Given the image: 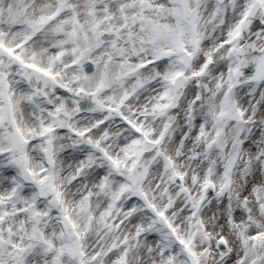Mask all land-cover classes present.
Segmentation results:
<instances>
[{
  "label": "snow or ice",
  "instance_id": "snow-or-ice-1",
  "mask_svg": "<svg viewBox=\"0 0 264 264\" xmlns=\"http://www.w3.org/2000/svg\"><path fill=\"white\" fill-rule=\"evenodd\" d=\"M0 264H264V0H0Z\"/></svg>",
  "mask_w": 264,
  "mask_h": 264
}]
</instances>
